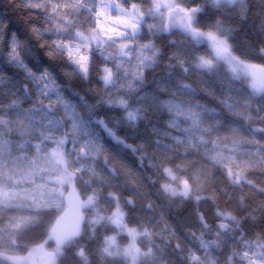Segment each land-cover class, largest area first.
<instances>
[{"label":"snow or ice","instance_id":"1","mask_svg":"<svg viewBox=\"0 0 264 264\" xmlns=\"http://www.w3.org/2000/svg\"><path fill=\"white\" fill-rule=\"evenodd\" d=\"M18 5L29 13L34 9L41 10V18H30L31 26L23 32L11 31L4 22L7 18H0V45L3 46L0 55L6 59V69L0 72V149L12 143L4 137L14 131L10 127L13 124L29 129L32 138L39 141L34 145L35 157L26 158L33 165L40 160L59 161L65 155H77L90 161L84 170L91 171L95 163L93 158L109 148L121 159H126L124 154L129 151L133 154L141 151V146L134 147L127 142L132 138H142L145 143L161 150L162 154L174 153L175 157L181 155L179 149L183 146L187 156L201 157V160L212 163L217 172L220 171L217 166H223L226 173L221 174L225 175L229 184L221 190V194L229 200L235 198L238 206L246 212V215L239 217L226 210H217L216 217L230 223L220 222L216 225L215 241H204L201 233L199 247L196 251L189 250L183 259L187 264H234L239 257L238 264L245 261L247 264H264V227L259 232L252 231L256 213H259L264 225V200L257 201L256 207L251 208L248 203L250 197L235 195L236 186H241L242 191V186L246 184L264 197V187L254 184L245 176L250 169H259L264 174V142L254 138L244 140L243 143L251 145L255 152L246 153L247 159L236 163L233 157H224L217 150L220 145L211 139L214 133L230 130L232 143H241L235 139L239 135L237 129L230 128L228 123L230 120L236 123L237 118L264 124V103L253 106V97L257 95L264 101V66L247 64L233 55L230 41L235 39L234 29L224 27L220 19L231 16L243 23L250 16L258 18V37L260 44L264 45V0H169L167 3L163 0H121L120 3H116V0H64L63 3L18 0ZM81 9L91 15H85ZM112 9L118 13L117 19L112 21L115 26L101 28L102 15L110 13ZM62 11L64 15H61ZM155 15H159L161 23L159 26L148 24L145 31L146 17ZM177 27L183 39L165 41L163 34ZM154 40H160L161 46ZM202 41L210 44L204 49L210 58L198 54L196 45ZM258 47V53L248 54L264 58V46ZM225 64L231 75L225 76V90L217 98L218 109L187 100L175 102L178 96L195 97L199 91L214 94L210 91L213 89L212 81ZM8 67L13 69L11 73L7 71ZM157 68L162 71L156 73ZM149 74H153L152 81H148ZM191 75L201 78L199 85L187 82ZM19 76L23 78L17 79ZM178 76L181 78L178 79ZM93 80L96 87L90 86ZM244 80H247L251 91L246 88L247 95L238 99L232 94L235 91L232 85L240 81L243 87ZM89 96L94 102L89 101ZM25 103L30 106L23 107ZM241 108L242 111L238 110ZM101 110L104 111L103 116L98 115ZM164 110L170 114L169 119L153 122V116L162 114ZM176 112L183 113L185 122L190 121L188 127L181 126L175 117ZM204 121L214 123L202 127ZM245 131L264 135V127L248 126ZM196 133L202 135L197 136ZM205 136L209 139L205 140ZM46 141L55 145L51 151L43 147ZM66 144L73 146L70 151H65ZM207 145L212 147H205L201 156L199 149ZM223 147L227 148V144ZM173 158H160L159 164L164 175L175 180L173 168L163 167ZM19 159L0 150V172L15 165ZM153 160H157V157L149 160L142 155L138 163L142 167H156ZM226 160L228 163H225ZM133 163L134 166L137 163L135 156ZM102 164L107 172L116 176L119 169L112 167L109 158L105 157ZM229 164L239 170L234 171ZM174 167L179 170V166ZM147 179L150 180V177ZM198 180L199 177L189 175L188 179L180 181L179 188L163 184L161 191L166 196L186 200L192 193L190 181L196 183ZM9 181L20 182L12 176L0 177V187L6 188ZM229 188L233 189L232 194ZM40 191L42 194L43 189ZM111 195L115 196L114 193ZM4 196L3 203H0V219L3 218L5 206L15 194L9 197L5 193ZM95 199V196H89L87 206L92 205ZM201 199L196 196L197 201ZM44 203L46 201L34 200L32 206L39 209ZM126 203L133 205L134 202L128 199ZM147 207L152 210L151 204ZM196 216L204 229L211 227L202 214L197 212ZM102 219L100 217L96 223L99 224ZM112 220L125 228L132 243L121 251L115 237L105 236L103 246L97 249L101 260L123 256L130 259L131 264H142L141 258L150 259L152 264H168L165 252L167 244L164 248L158 246L155 252L151 248L141 251L135 246L138 236L151 240L153 233L143 225V231L127 228L123 224L124 213L119 204L112 214ZM220 230L226 231L222 233ZM167 231L175 235L170 229ZM78 235V231L65 236H55L53 232L56 249L54 254H49L50 264H58L63 247ZM188 235L196 238L194 233ZM236 237L239 240L228 249L226 241ZM222 244L231 254L223 256L221 262V258L213 254L215 249L210 251V247L215 245L218 249ZM241 247L245 250L241 251ZM184 251L179 243L173 248V253ZM197 252L201 254L197 255ZM75 255L83 264H90V254L86 248H78Z\"/></svg>","mask_w":264,"mask_h":264},{"label":"trees","instance_id":"2","mask_svg":"<svg viewBox=\"0 0 264 264\" xmlns=\"http://www.w3.org/2000/svg\"><path fill=\"white\" fill-rule=\"evenodd\" d=\"M117 3H120L121 0H116ZM34 2H40V0H34ZM53 3H63L64 0H52ZM138 2V0H134ZM66 11V10H65ZM82 13L85 15H91L87 13L86 10L81 9ZM41 10L34 9L31 13L27 10H21L18 5V0H0V18H7L4 22L6 26H10L11 31L23 32L26 28H30L31 19H39ZM65 12L62 11L61 15H64ZM72 19V17H69ZM224 27H230L234 29L233 36L234 40L230 41L233 46V54L240 57L250 64L264 66V58H261L257 54L248 53H258L259 47L264 46L260 44L258 37V25L260 21L254 16H250L246 22H241L239 18H232L231 16L220 17ZM78 22V21H77ZM161 23L159 15L148 16L144 22V30L147 31L148 24H154L159 26ZM164 40H182L183 36L181 31L170 30V33H164ZM47 38V37H45ZM146 42V41H145ZM154 42L161 46L162 42L160 40H154ZM199 49V55H203L206 58H210L205 53V47H209L206 42H200L197 45ZM3 46L0 45V48ZM99 62V61H98ZM111 66V65H109ZM6 69V59L3 55H0V72L5 71ZM7 71L11 73L13 69L10 67L7 68ZM162 69L157 68L156 73H160ZM226 74L230 77V72L226 65H224L221 72H219L213 79V91L214 94H209L208 91H199L195 97L189 96H178L176 103L180 101H190L192 103H200L206 105L209 108L218 109V97H220L221 92L225 89L223 87V82L225 81ZM22 76L17 77V79H22ZM158 78V77H157ZM178 79L181 77H177ZM200 77L197 75H191L187 82L192 83L194 86L199 85ZM244 78H242L243 80ZM153 80V74L148 75V81ZM96 87V81L93 80L91 85ZM149 88L152 87L151 84L148 85ZM232 87L235 91L232 93L237 98H241L242 95H247L245 89L251 91L247 82L244 80V86H241L240 81L235 82ZM83 94V92H82ZM90 102H94L92 97H88ZM7 102V101H5ZM264 103L261 100V96L257 95L253 97V106ZM27 103L23 107H29ZM183 107V105L181 106ZM238 110H243L238 109ZM177 121L181 122L182 127H188L190 121L185 122V116L182 112L174 113ZM98 115L103 116L104 111H99ZM169 113L167 110H164L162 114H155L153 116V122L156 120H168ZM214 121H204L202 127H209ZM230 128L237 129L239 135L235 137L236 140L241 141V143L234 145L232 143V132L230 130H221L219 134L214 133L211 137L212 140H215L220 147L217 149L221 151L224 157H233L234 161L238 163L242 159H247L246 153H254L255 148L251 145L244 144V140L256 139L264 142V135L260 133L249 134L245 131V128L251 126L255 127H264V124L258 122H253L243 118H237L236 123H231V120L228 122ZM14 131L5 136V140H11L12 143L9 145L3 146L2 150L5 154L10 153L12 157H19L15 165H10L6 170L0 172V177L12 176L15 179L25 171L26 163L29 162L26 158H33L36 155V150L34 147L35 139L32 138L31 133L24 132L23 128L19 124L10 125ZM24 132V135L20 133ZM123 135V132H120ZM197 136L202 135V133H196ZM205 140H208L209 137L205 136ZM129 144H132L134 147L141 146V151L133 154L132 152H127L124 155L126 159H121L116 152L109 148L108 151H105L100 156H98L97 161L93 164L97 176L94 178H89L91 184H88V192H91V196H95L94 201L95 207H86L84 208L85 221L78 238L72 239V245L68 246L67 254L63 260H59L58 264H83V261L75 255V251L84 247L90 254V264H130L128 259L123 256H118L110 260H101L97 249L103 246V239L105 236H114L116 238V244L121 250L124 246L131 242V236L125 232L122 227L119 225H114L111 222L112 208L114 202L118 199L125 200L121 202V207L124 210V221L123 224L127 228H136L138 231H143V228H147L149 232L153 233L151 240L147 237L140 236L136 239L137 245L140 247L141 251H146L151 248L153 251H157V247L164 248L167 244L168 247L165 248L166 260L168 264H187L183 259L184 255L187 254L189 250L196 251L199 247V237L203 233L204 241H211L217 239L216 225L220 222L230 223L229 221H222L218 219L215 215L217 210H226L231 212L233 215L243 217L246 215L245 209L238 206L237 200L234 198L229 200L228 197L221 194V190L229 184V181L225 178V175L221 173H226V170L223 166L220 167V171L217 172L213 167L212 163L201 160V157L192 155L187 156L185 154L186 150L183 146L179 149L181 155L175 157L174 153H163L161 150L157 149L154 145H149L143 141V139H129L127 141ZM168 141H165L167 143ZM227 144V148H224L223 145ZM20 145H23L21 148ZM205 147H212L211 145L202 146L199 151L201 156L204 155ZM188 151H195L194 149H188ZM146 155L149 160L153 156L157 157V160H153V164L156 167H142L138 163L140 156ZM106 156L111 160V163L115 165V168L119 169L116 173V176L113 177L109 172H107L102 164L103 157ZM135 156L137 163L134 166L133 157ZM163 157H174L169 164L163 165V167H172L174 175L177 178L182 180L188 179L189 175L193 177H199L198 182L192 183V193L189 199L173 198L166 196L161 191V185L170 184L171 177L164 175L162 171V166L159 164V159ZM225 163H228L226 160ZM29 162V166H31ZM174 166H179V170H176ZM230 167H234L232 164H229ZM239 170L234 167V171ZM100 172L102 174H100ZM126 173L129 177V183L131 186L127 188L125 185L120 184L122 178H120L121 173ZM88 175V174H87ZM102 175V176H101ZM91 176V175H90ZM246 179H251L254 184L264 187V174H262L259 169H250L245 173ZM88 177V176H87ZM150 177V180L147 179ZM118 183V187L115 189V185H110ZM17 185L14 181H9L7 187H0V203H3L7 193ZM241 186H236L235 195L238 197L240 195H246L250 197L248 203L251 208L256 207V202L264 200V197L259 196L255 191L244 184L243 190L240 191ZM136 191L141 193V197L136 195ZM229 193L232 194L233 189H228ZM115 194L112 196L111 194ZM196 196H200L202 199L200 201L196 200ZM131 197L134 204L128 205L126 203V198ZM15 201L12 200L11 203H7L5 210L2 213V219H0V264H13L9 259L11 253H23L29 246L36 243L38 240L46 236V231L50 224L54 223L53 215L47 211L39 212L38 220L31 222H26V224L19 225L18 222V211L14 205ZM152 205V210H148V205ZM200 213L205 218L207 223L211 226L209 229H204L197 219L196 214ZM257 219L253 222L255 227L252 228L253 232L261 231V227L264 225L261 224L259 219V213H256ZM10 217L14 219H9ZM103 217L100 220V223L97 224L96 221ZM160 222V225L165 224L170 230L162 231L161 227L158 226L157 222ZM178 221L180 222L178 224ZM143 225V228L141 227ZM160 231L158 233V229ZM222 233L226 230H220ZM165 232L168 234L164 236ZM189 233H194V238ZM232 233L229 232V236ZM139 239V240H138ZM144 240V241H143ZM239 240V237L233 239H228L226 241L227 248L230 249L236 244V241ZM50 245L52 242L49 240ZM179 243L181 248L185 251L184 253L175 252L173 253V248ZM65 248V247H63ZM215 253V256L222 258L225 255H230V251H226L225 245L219 248ZM222 249V250H221ZM241 251L245 250L242 247ZM197 255H200L201 252H197ZM217 254V255H216ZM142 264H152L150 259L141 258ZM234 262H239V257L235 259ZM247 264V262H243Z\"/></svg>","mask_w":264,"mask_h":264},{"label":"rangeland","instance_id":"3","mask_svg":"<svg viewBox=\"0 0 264 264\" xmlns=\"http://www.w3.org/2000/svg\"><path fill=\"white\" fill-rule=\"evenodd\" d=\"M163 2L167 3L169 2V0H163ZM117 17H118V13L116 12L115 9H112L110 13L103 14L100 20V27L104 29L114 27L115 25L112 23V21L117 19ZM171 30L181 31L178 27L173 28ZM208 45L210 47V44ZM233 55L236 56L235 54ZM243 61L247 64H250V62H247L246 60H243ZM258 66H261V65H258ZM245 81L247 82V80ZM247 85H248V82H247ZM23 130L26 133H30V130L27 128H23ZM37 143H39L38 140L35 141L34 145ZM54 146L55 145L51 141H46L43 147L46 150L51 151V149ZM72 147L73 146L71 144H66L65 151L66 152L70 151ZM97 158L98 157H95L93 159L97 161ZM89 163L90 161L85 160L77 155H65L63 159L59 161L40 160L35 165H31V166H29V162H27L25 166V171L21 175L16 177L17 180H19L20 182L17 183V185H15L13 189L9 192V197H13V194H15L14 198H11L8 201V203L12 204V200L15 201L14 205L18 211L19 225L26 224V222H31V220L33 219L34 221H37L39 217V215L37 214L42 211H47L51 215H53V220L55 221V219L59 216V214H61L65 209L64 195L69 185H72L75 188V190L78 192V194L82 197L83 208H86V207L94 208L96 203H93L92 205L87 206V199L89 196H91V192L90 191L88 192L87 187H88V184H91L92 182V181L90 182L89 178H94L95 176H97V172L95 171V169H92L91 171L84 170L85 167ZM112 166L115 167V165L113 164ZM92 168H95L93 164H92ZM100 174L102 173L100 172ZM120 176H121L120 178H122L123 180L121 181L120 184H123L127 188H129V186H131V182L129 183L130 179L128 175L122 172ZM33 180L35 181V183H33ZM180 181H182V179L180 178L176 177L175 180L171 178V183L169 185L172 187L179 188ZM112 185H115V189L116 187H118V183L116 184L112 183L110 185V188H112ZM41 188L43 189L42 194L40 191ZM136 195L138 197L139 196L141 197V193L139 191H136ZM34 200H43V201H46V203H44L41 208L36 209L32 206ZM122 200L124 201L125 198L124 199L119 198L118 200L114 202L113 208L111 210L112 214L113 212L116 211L117 204H119L120 210L124 213V210L121 207ZM111 222L114 225H116L112 220V215H111ZM156 222L158 226L161 227V229L165 231L169 229L165 224L160 225V222L158 221ZM52 225L53 223L49 225L46 231L45 237L38 240L33 245L29 246L23 253H18V252L11 253V255H9L8 258H12V259H9V260L13 264H43L41 256L44 254V252L51 251V253L54 254L55 249H56V246L50 245L49 243V240H50L49 232L51 230ZM121 229L127 232L125 228L122 227ZM159 231H160V228L158 229V233ZM167 233L165 232L164 236L168 235ZM139 237L140 236H138L137 238ZM215 240L217 239L215 238L211 240L210 242L215 241ZM206 242H209V241H206ZM131 243H132V240L129 244L121 248V251L127 248ZM69 245H72V242H70ZM69 245L66 244L65 248H63V255L62 257H58V261L63 260L65 258ZM223 245L224 244H222L221 247ZM135 246L140 249L137 243ZM213 249H215L214 252H217V250H220L219 248L216 249L215 245H212L210 247V251H212ZM214 252L213 254L215 255ZM128 261L131 264L130 259H128ZM234 264H238V262H234Z\"/></svg>","mask_w":264,"mask_h":264},{"label":"water","instance_id":"4","mask_svg":"<svg viewBox=\"0 0 264 264\" xmlns=\"http://www.w3.org/2000/svg\"><path fill=\"white\" fill-rule=\"evenodd\" d=\"M106 156L103 157L102 162ZM113 167V166H112ZM132 199L130 197L126 198ZM82 197L78 194L75 188L72 185H69L65 191L64 195V211L59 214L55 219L51 230L49 232L50 241L54 246H56L55 236H65L74 232H79V235L74 237L78 238L80 236L84 221L85 215L82 207ZM55 231V236L53 232ZM49 254H52L51 251H46L42 256V261L44 264H50Z\"/></svg>","mask_w":264,"mask_h":264},{"label":"flooded vegetation","instance_id":"5","mask_svg":"<svg viewBox=\"0 0 264 264\" xmlns=\"http://www.w3.org/2000/svg\"><path fill=\"white\" fill-rule=\"evenodd\" d=\"M51 245H53V244H51ZM65 246H66V245H65ZM65 246H64V247H65ZM45 252H46V251H45ZM45 252H44V253H45ZM42 256H43V255H42ZM42 256H41V259H42ZM43 264H44V263H43Z\"/></svg>","mask_w":264,"mask_h":264}]
</instances>
